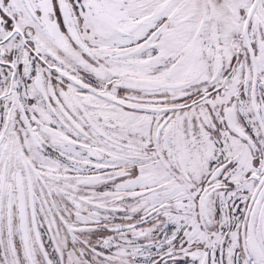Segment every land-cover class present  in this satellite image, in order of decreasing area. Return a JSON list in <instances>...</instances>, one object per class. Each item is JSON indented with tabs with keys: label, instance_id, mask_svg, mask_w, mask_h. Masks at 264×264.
<instances>
[{
	"label": "snow or ice",
	"instance_id": "snow-or-ice-1",
	"mask_svg": "<svg viewBox=\"0 0 264 264\" xmlns=\"http://www.w3.org/2000/svg\"><path fill=\"white\" fill-rule=\"evenodd\" d=\"M0 264H264V0H0Z\"/></svg>",
	"mask_w": 264,
	"mask_h": 264
}]
</instances>
